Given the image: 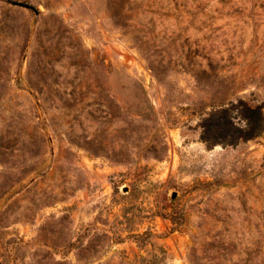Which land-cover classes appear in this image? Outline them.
Segmentation results:
<instances>
[{
  "label": "rangeland",
  "instance_id": "obj_1",
  "mask_svg": "<svg viewBox=\"0 0 264 264\" xmlns=\"http://www.w3.org/2000/svg\"><path fill=\"white\" fill-rule=\"evenodd\" d=\"M238 98L264 0H0V264H264V127L200 137Z\"/></svg>",
  "mask_w": 264,
  "mask_h": 264
},
{
  "label": "trees",
  "instance_id": "obj_2",
  "mask_svg": "<svg viewBox=\"0 0 264 264\" xmlns=\"http://www.w3.org/2000/svg\"><path fill=\"white\" fill-rule=\"evenodd\" d=\"M119 8H116V14L121 13ZM200 127L201 140L207 146L235 144L239 140L254 138L264 127L263 105H251L238 98L235 103L209 111L202 118Z\"/></svg>",
  "mask_w": 264,
  "mask_h": 264
}]
</instances>
